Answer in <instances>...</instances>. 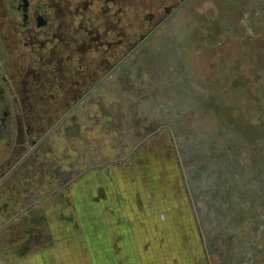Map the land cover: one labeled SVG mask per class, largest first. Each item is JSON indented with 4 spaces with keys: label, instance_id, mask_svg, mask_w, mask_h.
I'll use <instances>...</instances> for the list:
<instances>
[{
    "label": "rangeland",
    "instance_id": "1",
    "mask_svg": "<svg viewBox=\"0 0 264 264\" xmlns=\"http://www.w3.org/2000/svg\"><path fill=\"white\" fill-rule=\"evenodd\" d=\"M6 1L8 0H0V58H3L0 59V74H19L18 97L22 102L26 101L19 105L20 113L24 115L23 120L21 119L20 137V142L22 140L24 143V152L20 151L19 158L32 159L33 155L28 170L30 175L34 170L35 179L29 185L32 196L36 199L43 197L48 188L55 185L50 172L61 161L60 152L56 151L59 147L57 143L63 144L67 141L63 133L55 135L56 145L52 152L43 156L36 152L45 134L56 128L61 114L56 111L58 107L54 97H46L44 93V88L48 86L44 82V76L31 70L28 72V68L33 67L32 62L27 63L24 59L29 50L20 37L13 34L15 29L8 22L11 12ZM49 1L56 23L54 29L51 27L49 35L64 38L69 45L79 42L72 35L73 29L77 25L85 27L89 24L85 10L94 12L98 9L102 12L103 19L95 20L94 26H97L98 32L94 34L95 41L90 42L92 34L87 39L90 44L82 45V59L91 67L100 64V60L88 62L86 59L90 57V52H99L106 58L116 54L129 38L136 39L139 34L140 27L131 25L127 19L121 21L124 17L127 18L126 14L137 4L134 2L139 0H125L123 4L121 3L124 0ZM130 1L131 4L128 5ZM161 1L164 9L169 6V0ZM158 3L159 0H142V12L148 15L156 13ZM174 4L172 9L163 10L164 16L153 19L150 17L149 31L141 41L143 43H138L135 49L132 47L127 55L119 59L122 62L113 73L123 77L128 72L135 76L138 67L145 69L150 63L153 68L157 64V71L163 72V99L169 104L170 119H163V128L137 149L143 152L153 150L162 156L173 151L181 161L183 158L185 174L190 181L198 183L199 193H196V197L203 199L207 209L202 218L207 224L205 229L209 238L211 254L208 253V257L211 264H255L254 250L261 256L263 251L258 249H261V245L264 246V240L258 241L259 247L256 243L250 247L253 251L251 257H244L242 260L239 257L242 248L240 245L250 246V242L257 237L258 228L264 222V61L260 57L259 67H254L250 38L241 24L242 12L250 11L251 7H242L240 0H178ZM120 9L124 10L125 16L119 13ZM133 27L136 31L131 30ZM157 28L158 31H155ZM152 29L155 31L154 36L149 34ZM42 35L46 36L47 31ZM7 49L12 54L10 58L5 57ZM14 53L21 54L19 65L12 59ZM78 55L76 52V56ZM133 62L140 63L134 67L136 71L131 66ZM241 63L244 64L242 69ZM120 67L124 68L119 70ZM26 74L29 75L27 78ZM44 111L51 112L52 116L39 120L40 112ZM30 113L33 115L32 120L28 117ZM87 115L92 118L94 112ZM53 117L55 118L52 119ZM28 124L36 131L33 137L28 135ZM241 149L247 154L243 164L247 171H243L244 179L240 183L236 179V171L240 165ZM118 152L120 149L115 146L101 157L98 154L92 158L93 163L106 157L112 158ZM44 157L49 160H44ZM87 165L88 162L85 161L83 166ZM9 179L10 177L3 180L0 203L7 202V199L11 203L19 200V207H22L25 203L32 202L31 196L23 198L20 194L25 181L18 182L16 194L14 189L6 186L10 184ZM242 199L246 200L244 209L238 206ZM225 227V234L221 233ZM238 231L243 232L244 242L238 241ZM219 234L223 236L222 239L218 237ZM252 259L255 261L252 262ZM260 264H264V261Z\"/></svg>",
    "mask_w": 264,
    "mask_h": 264
},
{
    "label": "crops",
    "instance_id": "2",
    "mask_svg": "<svg viewBox=\"0 0 264 264\" xmlns=\"http://www.w3.org/2000/svg\"><path fill=\"white\" fill-rule=\"evenodd\" d=\"M144 152L0 212V264H211L182 161Z\"/></svg>",
    "mask_w": 264,
    "mask_h": 264
},
{
    "label": "flooded vegetation",
    "instance_id": "3",
    "mask_svg": "<svg viewBox=\"0 0 264 264\" xmlns=\"http://www.w3.org/2000/svg\"><path fill=\"white\" fill-rule=\"evenodd\" d=\"M6 4L11 12L8 17L10 18L8 19V22L13 25V28L15 29V33L13 34H17V36L20 37L19 39L22 40L23 45L29 50L27 56L24 55V59L27 63H33L32 69L28 68V72L31 70V72H34L37 75L44 76V82L46 81L48 85L47 88H44V93L46 97H50V95L54 97L58 107L56 111H59L58 113L61 114V117L55 125L56 128L52 130L54 132L49 131L45 134L44 139L42 140L43 142L38 146L36 152H38L39 156L40 154L43 156L52 152L56 145L55 135L63 133L66 139L65 141L67 142L63 144L57 143V146L59 147L56 148V151L58 150L62 157L65 156V159L69 158L65 160L64 158L59 157L61 161L60 165L56 167V170L61 175V180L70 179L71 182H73L79 177L76 171L80 159L79 152H81L84 146H93V144L87 140L89 139V136H91L89 132L95 130V120H97L99 116L105 114L100 112V105L103 103L112 104L115 100V96L109 94L111 91L113 92L112 63L115 54L105 58L99 52H90V57L86 59L88 62L90 61L92 63L94 60H100V64L95 67L86 65L82 59V45L86 44L88 46L90 42H94L96 39L94 34H98L96 31L97 26H94L96 24L95 20L97 21L98 19V9L94 10V12H91V10H85V17L90 20L89 24L85 27L77 25V28H75V30L73 29L72 35L74 34L79 42L72 43L73 45L71 44V46L65 41L66 39H61L54 35L51 36L52 34L49 35L51 27L54 29L56 24L52 15V8L49 0H8L6 1ZM240 5L242 7H251L250 11L242 12L241 24L247 31V36L250 38L252 52L254 53V67L258 68L259 58L261 57L264 61V0H240ZM46 31L47 35L43 36V32ZM92 34L93 37L90 39L91 41L88 42L89 40L87 39ZM41 43L44 45L42 46ZM38 46L41 47L36 50L35 48ZM16 51H19V49L16 48ZM76 52L79 54L78 56H76ZM10 55L12 54H10V51L7 49L5 51V57L10 58ZM20 57V53H14V58L12 57V59H14L16 64L19 65ZM0 59L3 60V58ZM25 60L23 61L25 62ZM243 65L244 64L241 63V69L243 68ZM28 74L25 75V78L29 76ZM18 75L19 74L13 76L10 74L9 76L4 73L0 74V195L2 194L4 185L2 184L3 180L10 177L9 180L11 185L6 184L7 182L5 181L4 182L7 188L14 189L15 193L18 191V182L20 180L25 181V185H23L20 193L21 196L25 198L28 197V195L32 197V188L29 185V182L35 179L33 175L35 172L33 170V174L30 175L28 170L30 168L29 164L33 161V155L32 159H24L25 161L19 158V153L23 150L22 147L24 146L22 140L20 142V137L22 136L21 119L23 120L24 115L20 113L19 105L23 103L24 100L22 102L18 97ZM59 77L60 79L58 80ZM106 78H108V80ZM98 92H102V95H96ZM105 92H107V95H105ZM119 99L121 98H118V100ZM93 112L94 115L92 118H89L87 114ZM40 113L41 114L38 116L39 120H44L52 116L51 112L48 111ZM55 113L56 112H54V116L56 115ZM28 117L29 120L33 119L31 113ZM54 118L55 117L52 119ZM71 121H73V124ZM27 128L28 135L33 137L36 133L34 127L31 124H28ZM83 137H86L84 140L85 144L83 142ZM59 144H61L62 147ZM66 148L71 151L69 156L68 153L65 152ZM90 151H93L92 148H90ZM240 152L242 155H240L241 160L239 169L236 171V179L241 183L244 179L242 173L243 171H247L243 168L244 158L247 157V154L244 153L242 149ZM44 160L47 161L48 159H45L44 157ZM64 164L70 167L68 169L69 171L60 170ZM249 170L250 172L251 170L254 172L253 169ZM246 178L249 179L251 177L246 176ZM67 185L57 186L53 191H47L44 196L55 193L58 190L65 188ZM256 194L258 195V192H256ZM43 197L37 198L35 201L32 200V202H27L25 203V206L22 207H19V200L11 203L10 200L7 199V202L0 203V212L8 214L16 209L25 210L37 203V201H40ZM26 200H24V202H26ZM245 203L246 200L242 199L238 206L244 209ZM242 217L241 214V218ZM12 219V216L0 217V228L11 222ZM226 230L227 228L225 227L223 230L224 234ZM256 233L257 237L250 242V246L248 244L240 245V247H242L239 256L240 260L245 259L244 257H251L253 251L252 249L250 250V247L255 243L258 245V241L264 240V222L261 224V227L258 228ZM242 234L243 232L241 233L239 231L237 233L239 236V242H244ZM263 247L264 246L261 245V249H258L263 251L261 252V256L259 255V252L254 250V253H256L254 259L256 261L254 259L251 261H255V264H260L264 261Z\"/></svg>",
    "mask_w": 264,
    "mask_h": 264
},
{
    "label": "trees",
    "instance_id": "4",
    "mask_svg": "<svg viewBox=\"0 0 264 264\" xmlns=\"http://www.w3.org/2000/svg\"><path fill=\"white\" fill-rule=\"evenodd\" d=\"M101 1V0H100ZM135 1V0H134ZM142 0L136 1L134 3H137L136 5H133V7L130 8L128 11L127 18H123L121 21H125L127 19L132 24L140 27V30L138 31V36H136V39L127 40V43L120 48V50L116 51V54L114 55V61L112 63L113 66V72H115V69L119 67L122 61H119L122 57L128 54V51L133 47L138 45H141V41L145 36H147L148 26L150 25V17L153 19L155 17L160 18V16H164L163 10H170L172 7H175L174 3H177L178 0H169V6H166L165 9L162 6V1L159 0V3L157 5V12L151 13V15H148V13H144L142 5L140 4ZM124 0L121 4L125 3ZM105 3V2H104ZM115 4V2H113ZM128 5L131 4L127 3ZM109 5V4H108ZM141 6V8H140ZM116 7V6H114ZM127 7V6H126ZM141 9V11H140ZM150 9V8H147ZM160 9V11H159ZM123 16H125V12L123 9L119 10ZM150 11V10H148ZM98 19L102 20V12L98 11L97 14ZM139 19V20H138ZM138 20V21H137ZM152 22V21H151ZM133 27L131 30L136 31V28ZM143 27V28H142ZM159 28H157L158 31ZM153 29L149 33L150 36H154L153 32H155ZM130 37V35L128 34ZM129 41V42H128ZM250 49V47H249ZM252 53V51H251ZM138 61V60H137ZM137 65H140V63L135 64L133 62L131 66L134 67ZM150 63L147 68L142 69L138 67L137 71L135 72V76L126 73V76H119L117 73H113V81H112V90L109 94L115 96V100L112 104L103 103L100 105V112L105 113L98 117L97 120H95L94 128L95 130L93 132H89L91 136H89L88 142H91L93 144L92 147L84 146L79 152L80 159L78 162V166L76 168V171L78 175L80 176L84 172H87L91 170L92 168H95L97 166H103L109 162H116L119 160H123L127 158L129 155H131L144 141L149 139L152 135H154L158 130L163 128V119H170L169 112V104L167 101L163 99V91L165 88V85L163 84L164 81V74L163 72L157 71V64L153 68ZM124 67H120L119 70H122ZM118 70V71H119ZM117 71V72H118ZM125 75V74H124ZM101 77V75H100ZM99 77V78H100ZM126 77V78H125ZM123 83V86L120 87V84ZM107 90V89H106ZM107 94V92H105ZM96 95H102V92H98ZM118 98H121L118 100ZM178 114V113H177ZM85 138L83 137V142L85 144ZM87 142V141H86ZM118 147L120 149V152L116 154L112 158L106 157L104 160H99L97 163H93L92 158H94L96 155L100 154L103 155L105 152L110 150L111 148ZM90 148H92V152L90 151ZM64 152V150H63ZM65 152L69 153L71 152L69 149H65ZM61 154V153H60ZM59 154V157H62ZM69 158V157H68ZM67 158V159H68ZM65 159V160H67ZM49 160V159H48ZM47 160V161H48ZM88 162L87 166H83L84 162ZM64 163V162H63ZM183 163V158H182ZM64 164L60 168V170L63 171H69L68 165ZM184 169L186 168L183 163ZM52 166L50 165V171ZM54 171L50 172V176H52L54 181V186H51L48 188L47 191H53L54 188L57 186H63L67 185L71 182L70 179L67 180H61L60 174L57 172L56 167L54 168ZM186 172V169H185ZM52 174V175H51ZM189 187L191 190V194L193 196L194 204L196 207V213L199 219V222L201 224L203 234L205 237V242L207 244V251L209 255L210 247H209V238L208 233L205 229V222H203L202 214H206L207 209L205 204H203V199L201 200L200 197H196V193H199V185L197 182L193 183L188 178V175L186 174ZM192 186L194 189H192ZM198 188V189H197ZM197 191H196V190ZM46 191V192H47ZM31 198V197H30ZM32 200L35 201L34 197L32 196ZM223 233V231H221ZM212 235V231L210 232ZM213 236V235H212ZM220 239L223 237L221 234L218 235Z\"/></svg>",
    "mask_w": 264,
    "mask_h": 264
},
{
    "label": "water",
    "instance_id": "5",
    "mask_svg": "<svg viewBox=\"0 0 264 264\" xmlns=\"http://www.w3.org/2000/svg\"><path fill=\"white\" fill-rule=\"evenodd\" d=\"M40 202V201H37V203Z\"/></svg>",
    "mask_w": 264,
    "mask_h": 264
}]
</instances>
